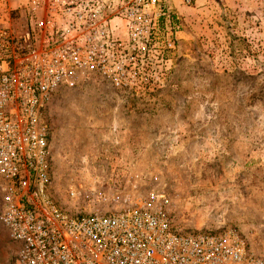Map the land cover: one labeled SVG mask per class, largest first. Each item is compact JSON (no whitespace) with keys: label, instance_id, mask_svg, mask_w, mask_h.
<instances>
[{"label":"built area","instance_id":"built-area-1","mask_svg":"<svg viewBox=\"0 0 264 264\" xmlns=\"http://www.w3.org/2000/svg\"><path fill=\"white\" fill-rule=\"evenodd\" d=\"M192 1L1 0L0 223L14 264H264L238 231L175 225L172 201L143 194L146 176L130 165L56 185L55 93L91 79L157 83L174 65L178 7Z\"/></svg>","mask_w":264,"mask_h":264},{"label":"rangeland","instance_id":"rangeland-1","mask_svg":"<svg viewBox=\"0 0 264 264\" xmlns=\"http://www.w3.org/2000/svg\"><path fill=\"white\" fill-rule=\"evenodd\" d=\"M178 10L174 65L157 83L91 79L55 93L56 185L130 165L146 176L143 194L172 201L181 229L238 231L264 252V0ZM16 246L0 223V264H14Z\"/></svg>","mask_w":264,"mask_h":264}]
</instances>
